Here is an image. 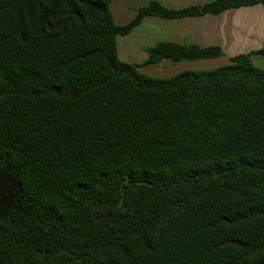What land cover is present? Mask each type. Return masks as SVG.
Masks as SVG:
<instances>
[{
    "label": "trees",
    "instance_id": "16d2710c",
    "mask_svg": "<svg viewBox=\"0 0 264 264\" xmlns=\"http://www.w3.org/2000/svg\"><path fill=\"white\" fill-rule=\"evenodd\" d=\"M112 2L0 0V264H264V46L169 79L117 52L146 17L264 0L152 1L126 25Z\"/></svg>",
    "mask_w": 264,
    "mask_h": 264
},
{
    "label": "crops",
    "instance_id": "0c3cea01",
    "mask_svg": "<svg viewBox=\"0 0 264 264\" xmlns=\"http://www.w3.org/2000/svg\"><path fill=\"white\" fill-rule=\"evenodd\" d=\"M152 1L168 9L182 10L216 0H113L110 9L116 24L126 25L135 19L139 9ZM159 43L218 47L223 55L201 61L174 63L170 59H164L159 63H148L149 49ZM263 46L262 5L230 9L218 15L205 14L175 19L150 16L128 35L117 37L120 60L138 65L141 73L159 79H169L185 71L214 70L229 65L231 58L261 50ZM252 61L256 67L264 69V55L255 54ZM175 69L178 71H174ZM172 71L174 72L170 75H164Z\"/></svg>",
    "mask_w": 264,
    "mask_h": 264
},
{
    "label": "rangeland",
    "instance_id": "374dc122",
    "mask_svg": "<svg viewBox=\"0 0 264 264\" xmlns=\"http://www.w3.org/2000/svg\"><path fill=\"white\" fill-rule=\"evenodd\" d=\"M212 67H214V66H212ZM176 69H179V68H176ZM176 69H175L174 71H178V70H176ZM174 71L169 72V74H164V75H165V76H166V75H170V73H173Z\"/></svg>",
    "mask_w": 264,
    "mask_h": 264
}]
</instances>
